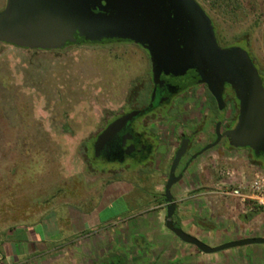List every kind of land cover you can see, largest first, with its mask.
<instances>
[{
  "label": "rangeland",
  "instance_id": "rangeland-1",
  "mask_svg": "<svg viewBox=\"0 0 264 264\" xmlns=\"http://www.w3.org/2000/svg\"><path fill=\"white\" fill-rule=\"evenodd\" d=\"M197 1L214 21L220 45H235L250 52L264 73V0ZM6 5L7 0H0V12ZM150 73L147 53L133 44L79 45L64 51H35L0 44V187H8L5 194L13 199L9 205L14 207L24 202L27 216L34 205L28 195H48L74 182V185L88 187L85 194L82 193L86 196L81 198L83 203H76L88 214L100 202L110 179L129 185V189L116 201L113 210L104 211L103 221L115 215L129 218L143 206L161 198L163 187L159 192L155 189L158 180L155 171L147 172L146 177L149 174L152 177H144L142 185L137 177L127 173L110 176L105 181V177L120 168L129 165L133 169V166L130 161L124 164L101 160L93 151L97 134L111 121L130 109L144 106L151 89ZM210 101V95L201 87L200 146L214 140L213 129L224 118L220 110H210ZM226 145L230 147V143ZM217 149L208 151L201 159L209 164L199 174L201 178L217 175L220 169L227 167L247 176L259 168L264 171L260 160L248 150H234L236 159L229 166L222 154L212 155L217 154ZM99 179H102V187L90 188L92 182ZM69 192L78 191L63 189L61 195L53 197L54 211L60 217L73 201L72 195L67 196ZM58 195L60 200H57ZM230 201L238 200L231 198ZM248 217L254 219V231H264V209L253 207ZM128 241L127 244L125 239L123 246L137 254L135 244ZM249 247L264 249V244ZM117 250L119 254L112 257L115 264H119L118 258H127L125 249ZM84 251L80 241L61 251L58 259L40 264H95L100 252L89 256ZM155 253L158 255L157 251ZM136 256L131 264L140 262ZM167 261L168 258L157 260L158 264H167ZM236 262L240 264L242 260L233 261V264ZM244 262L264 264V255L248 252ZM215 264L228 262L219 260Z\"/></svg>",
  "mask_w": 264,
  "mask_h": 264
},
{
  "label": "water",
  "instance_id": "water-1",
  "mask_svg": "<svg viewBox=\"0 0 264 264\" xmlns=\"http://www.w3.org/2000/svg\"><path fill=\"white\" fill-rule=\"evenodd\" d=\"M111 40L145 48L151 55L156 84L163 74L176 78L189 73L196 76L195 80L207 85L220 111L226 109L225 86L231 85L239 100L240 114L236 127L224 136L232 147L250 148L257 156L264 153V83L260 73L247 51L219 45L212 20L197 0H7L0 12V44L51 51ZM154 97L155 93L153 100ZM145 112L133 111L111 123L95 143L96 156ZM220 129L218 123L216 141L201 150L199 156L220 144ZM187 150L188 143L184 142L165 185L167 229L206 254L264 244V238L251 237L210 247L177 226L172 188L189 169L190 163L177 175Z\"/></svg>",
  "mask_w": 264,
  "mask_h": 264
},
{
  "label": "crops",
  "instance_id": "crops-1",
  "mask_svg": "<svg viewBox=\"0 0 264 264\" xmlns=\"http://www.w3.org/2000/svg\"><path fill=\"white\" fill-rule=\"evenodd\" d=\"M173 150L174 147L168 154H164V157L161 156L154 162L149 169L119 170L103 180L107 181L114 175L127 173L137 177L142 185L144 177L149 179L152 177L150 174L146 177L147 172L155 171L158 174L155 189L159 192L163 187L164 192ZM220 154L223 155L226 164L229 166L234 164L235 151L226 152L224 149H217V154L212 155L219 157ZM202 158L196 161L183 179L172 188V194L177 203L175 222L179 225L178 227L210 247H218L251 237L264 238L263 230L254 231L252 229L255 222L254 219L250 220L248 217L249 209L239 201L231 202L230 197L221 195L219 188L222 179L219 172L217 175L207 176L206 179L201 178L199 174L208 164L201 160ZM206 173L208 175L209 171L207 170ZM101 180L93 181L90 188L96 186L101 188ZM128 186L114 180L111 181V179L108 180L100 202L96 203L94 209L88 214L80 209L81 205L76 204L81 202V198L86 197L84 190L86 191L88 187L85 185H74L73 182L55 190L52 189L53 192H48V195L42 193L28 195L34 205H31L33 209L28 212L27 216L24 214V202L14 203V207L9 205L13 199L5 194L8 187H0V264H40L45 260L58 259L61 251L80 241L84 244V252L89 256H96L100 251L118 253L117 249H123L119 244L123 245L125 239L127 241L128 239L131 241L142 239L145 243L154 246V251H157L158 255L155 256L153 264H158L157 260H162V258L165 260L168 258L167 264L177 261L180 264H215L219 260L227 261L228 264L242 260L240 264H247L244 262V256L248 252L264 255V249L249 246L206 254L195 246L184 243L166 227L167 205L164 194L161 198L137 210L129 218L121 219V215L117 216L113 211L112 215L115 216L103 221L101 216L104 211L113 210L116 201L128 191ZM206 187L213 188V190L203 189ZM63 189L78 192L67 194V196H73L71 198L73 201L69 202L66 212L60 217L54 211L56 204L53 197L55 194L61 195L60 192ZM59 195L57 200H60ZM76 200L79 201L76 202ZM27 218L28 222H26ZM97 244L100 246L97 247ZM110 244L114 246L109 247ZM144 251L146 253L147 250L144 249Z\"/></svg>",
  "mask_w": 264,
  "mask_h": 264
},
{
  "label": "flooded vegetation",
  "instance_id": "flooded-vegetation-1",
  "mask_svg": "<svg viewBox=\"0 0 264 264\" xmlns=\"http://www.w3.org/2000/svg\"><path fill=\"white\" fill-rule=\"evenodd\" d=\"M216 37L220 45L219 36L216 35ZM111 41L113 42V40ZM116 41L119 42H111V44H133L140 47L147 53L151 65V89L150 93L145 99L144 106L133 108L130 109V111L123 113L122 115L118 116L113 121H111L100 133L97 134L95 141H97L98 137L115 120L133 111H146L144 114H141L140 116L136 117L133 122L129 123L128 126L122 132H120L109 144H107L100 151L99 156H97L99 159L110 163L115 162L124 164L130 161L131 166H133V169H131L128 165L126 167L120 168V170L122 171H131L136 169L144 170L149 169V167L154 162H156L161 156L164 157L166 153L168 154L171 148L174 147V150L172 151L171 155V164L169 169L170 173L172 163L176 157L178 150L181 148L183 143L186 142L188 143V150L178 168L177 175H179L184 171V168L187 164L190 163V169V167L194 165L196 161L202 158L208 151L214 150L216 148L224 149V151L226 152L234 150H248L253 154V156H256L254 151L250 148L241 149L232 147L231 145L230 147H227L226 145L227 143H230V139L224 136V134L227 131H231L236 127L240 114L239 100L237 99L235 91L231 85H226L224 91L226 109L224 111H221V113H223L224 115V118L221 121L220 129V133L221 135H223L222 140L219 145L204 152L199 156V152L201 150H203L206 146L214 143L217 139L216 128L218 122L216 123V127L213 129V135L215 137L214 140L208 142V144L203 146H200L199 144V139L202 136V131L200 129L201 126L199 125V89L202 87L205 88L208 92L209 90L207 85L200 84L198 80H195L197 79V77L192 75L191 73L185 75L183 78H176L172 75L169 76L163 74L159 82L156 84L154 82V68L150 53L138 44L120 40ZM103 44L106 45L109 43H94L93 45ZM82 45L92 44L85 43ZM222 48L230 47L227 46ZM248 53L250 54V52ZM251 58L255 66L257 67L261 78H264V73L261 70L260 66L255 61L254 57ZM154 93L155 97L153 100L152 98ZM151 105L153 106L151 107ZM93 151H95V149ZM194 156H197V158L193 159ZM260 158V162L264 165V153L260 155ZM169 173L167 181L169 179ZM132 243L135 244L136 249L139 248V251H137V255L138 260L140 259L139 261L141 263L138 262L137 264H143V262L145 264L154 263L156 256L154 246L145 243L142 239H132ZM119 246L125 249V253L127 255L126 259L122 257L118 258L119 264H131L132 260L137 259V256L134 252L129 249H126L123 245L119 244ZM144 249L147 250L146 253ZM116 254L119 253H106L100 251V254L96 259L95 264H101L102 262H104V264H107V261L108 264H115L112 260V257ZM173 264L178 263L174 262Z\"/></svg>",
  "mask_w": 264,
  "mask_h": 264
},
{
  "label": "built area",
  "instance_id": "built-area-1",
  "mask_svg": "<svg viewBox=\"0 0 264 264\" xmlns=\"http://www.w3.org/2000/svg\"><path fill=\"white\" fill-rule=\"evenodd\" d=\"M222 183L219 192L224 197L237 199L246 208L264 209V171L257 169L251 176L233 168L219 170Z\"/></svg>",
  "mask_w": 264,
  "mask_h": 264
},
{
  "label": "trees",
  "instance_id": "trees-1",
  "mask_svg": "<svg viewBox=\"0 0 264 264\" xmlns=\"http://www.w3.org/2000/svg\"><path fill=\"white\" fill-rule=\"evenodd\" d=\"M207 13V12H206ZM208 14V13H207ZM209 15V14H208ZM210 17V16H209ZM211 18V17H210ZM211 20H212V18H211ZM212 23H213V25H214V27H215V31H216V35L218 36V30H217V28H216V26H215V23H214V21L212 20ZM111 42L112 41H109L108 43L109 44H111ZM113 42H119V41H116V40H114ZM112 42V43H113ZM93 45V44H92ZM230 48H232V47H237V46H235V45H232V46H229ZM35 51H44V50H35ZM51 51H54V50H51ZM60 51V50H59ZM64 51V50H63ZM249 55H251V57H253L252 56V54L250 53ZM263 79V81H264V78H262ZM208 94L210 95V97H211V101H210V103H211V105L212 106H210L209 108H210V110H212L213 111V109H216L217 111L219 110V108H218V104H217V102H216V100H215V98L211 95V93L208 91ZM254 158L256 159V160H261V158H260V156H254ZM261 167H263L264 168V165L261 163ZM179 226V225H178Z\"/></svg>",
  "mask_w": 264,
  "mask_h": 264
}]
</instances>
